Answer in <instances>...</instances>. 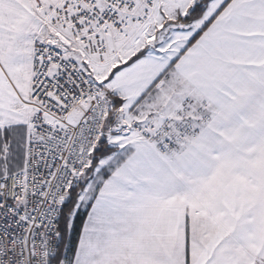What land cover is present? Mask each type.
<instances>
[{
  "label": "snow or ice",
  "instance_id": "1",
  "mask_svg": "<svg viewBox=\"0 0 264 264\" xmlns=\"http://www.w3.org/2000/svg\"><path fill=\"white\" fill-rule=\"evenodd\" d=\"M0 264H264V0H0Z\"/></svg>",
  "mask_w": 264,
  "mask_h": 264
}]
</instances>
